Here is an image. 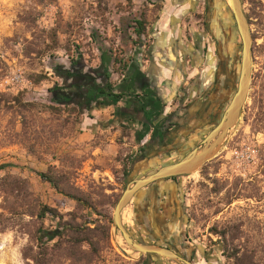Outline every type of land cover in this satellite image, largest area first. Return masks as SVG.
Returning a JSON list of instances; mask_svg holds the SVG:
<instances>
[{"label": "rangeland", "instance_id": "374dc122", "mask_svg": "<svg viewBox=\"0 0 264 264\" xmlns=\"http://www.w3.org/2000/svg\"><path fill=\"white\" fill-rule=\"evenodd\" d=\"M172 2L0 0V165H13L0 171V264H26L22 250L30 243L35 218L22 215L25 208H19L21 204L39 200L55 207L65 220H69V212L75 211V201L57 193L40 177V172L47 171L66 175L63 186L69 184L90 196L112 223L107 244L92 264H144L141 254L126 243L112 219L113 202L125 187L155 171L137 161L131 177H125L123 172L124 164L131 171L133 159L141 157L138 154L133 158L140 151L137 137L146 138L150 129L141 125L131 129L116 123V117H109L114 108L103 111L101 116H107L100 118L94 110L106 106L98 103L57 105L48 89L56 83L64 85L52 67L71 69L72 59L80 60L82 71L97 79L105 53L116 60L108 81L111 85L116 88L129 76L132 78L136 69L149 62L151 31L179 12V5ZM243 9L249 20L254 57L252 87L244 111L217 154L199 170L180 177V185L175 188L176 193L180 191L181 215L186 223L182 229L188 231L195 247L207 251L210 264H234L227 254L239 249V243L254 254L259 264H264V0H243ZM214 10L213 15L219 16L221 22L228 21L231 31L228 57L232 58V68L226 72L227 81L221 80L229 87L228 104L238 88L243 43L229 1L216 0ZM140 15L150 25L146 38L136 40L133 25ZM190 20L192 16H186L178 24L179 29L187 32ZM53 29L58 35L56 48L50 37ZM122 61H129V75L122 71ZM33 74L46 78L33 83ZM18 93L21 103L12 101ZM227 104L203 134L215 126ZM103 127L109 128L103 131ZM116 130L118 134L114 136ZM198 134L190 135L189 146L197 142ZM185 140L178 139V143ZM247 143L256 147L257 158L240 174L231 153ZM14 180L25 181V188ZM129 214L130 209L124 208L122 223L135 235L131 229L136 227L128 222ZM64 263L71 264V260L65 258Z\"/></svg>", "mask_w": 264, "mask_h": 264}, {"label": "flooded vegetation", "instance_id": "af4514ba", "mask_svg": "<svg viewBox=\"0 0 264 264\" xmlns=\"http://www.w3.org/2000/svg\"><path fill=\"white\" fill-rule=\"evenodd\" d=\"M188 8V15L192 16L187 32L183 37L189 39V77L188 89L191 91H228L226 82V72L231 71L232 58L228 57L230 51V25L227 20L221 22L219 16H214L216 0H192ZM203 7L202 9H200ZM218 18V20L216 19ZM223 77V78H222ZM205 78L209 82H204ZM139 83L150 86L147 78H139ZM183 85L178 91H186ZM227 104V103H226ZM182 102L172 113L173 122L165 124L160 131H154L149 140L143 145L144 154L157 150L156 157L159 165L152 166L157 170L161 163L167 161H178L185 154L194 148L202 146L203 138L206 136L204 130L209 127L217 115L213 113L208 122L199 128L193 127V122L187 120L185 112L182 110ZM219 112V111H218ZM184 133V134H183ZM188 133V135H187ZM199 133L197 142L189 146L190 135ZM187 140L178 143V139ZM191 145V144H190ZM176 148V150H173ZM174 160H170L173 158ZM137 156V155H136ZM135 156V157H136ZM134 157V158H135ZM132 169L127 176L131 177L132 170L137 161L149 166L150 161L144 157L133 159ZM155 162V160H152ZM187 175L161 179L145 186L137 192L125 208L130 209L131 226L136 234L130 230L134 239L140 243L167 248L175 257L162 256L154 253H144L141 260L144 264H210L211 258L206 250H200L191 242L188 231L182 227L186 226L181 215L182 201L180 191L175 192L179 187V178ZM132 186V184L130 185ZM127 187V186H126ZM125 187V188H126ZM121 196V195H120ZM128 223V226H129ZM167 260V261H166Z\"/></svg>", "mask_w": 264, "mask_h": 264}, {"label": "trees", "instance_id": "16d2710c", "mask_svg": "<svg viewBox=\"0 0 264 264\" xmlns=\"http://www.w3.org/2000/svg\"><path fill=\"white\" fill-rule=\"evenodd\" d=\"M149 25L150 23L144 15H140L134 21L133 32L136 40L146 38ZM50 37L55 42L56 48L59 44L56 29L50 31ZM115 61L111 54L105 53L101 72L98 74V78H101L102 81H99L98 78L93 79L83 72L80 60L72 59L71 69L54 65L52 67L53 72L63 80L64 85L60 86L56 83L48 89L52 95V102L64 106L81 102L84 106L98 103L101 106L108 107L117 105L120 101H125L126 107H117L116 112L118 115L123 114L124 109H127L131 103L134 105L139 104L138 96H136L135 101H130L128 98L131 96L130 93H125L108 82L112 73L111 67ZM130 66L129 61H122V71L127 72L128 75L130 74ZM45 78L43 74H33L30 77L33 83H40ZM78 97L79 99H77ZM12 101L21 103L20 93L13 97ZM140 109L144 111L143 104L140 105ZM159 115L160 113H157L155 119ZM151 126L152 122H145L144 129L148 130ZM158 129L159 127H157ZM141 138L140 136L137 137L138 140H141ZM12 166V163L1 164L0 171ZM127 167V164H124L125 177L129 174ZM39 175L44 181L50 183L57 193L75 201L77 206L75 211L68 213L69 220H65L64 215L59 213L55 207L44 204L39 200L30 201L26 205L21 204L19 206V208H25L22 215L25 214L35 218L33 229L29 232L30 243L22 250L26 264H65V258L70 259L71 264H92L99 256L104 244H107L112 223L107 216L98 210V206L90 196L82 195L69 184L63 186L67 182L64 179L66 175L52 171L40 172ZM14 182L25 188V181L14 180ZM239 194H242V191H239ZM28 197L29 194L26 193L25 199ZM118 199L119 197L114 200V205H116ZM91 216H97L101 219H92ZM47 221H50L51 224H47ZM213 230L216 231V229ZM224 233L227 235L226 231ZM227 257L234 259V264H259L254 259V254L241 243H239V249L234 248L231 253L227 254Z\"/></svg>", "mask_w": 264, "mask_h": 264}, {"label": "crops", "instance_id": "0c3cea01", "mask_svg": "<svg viewBox=\"0 0 264 264\" xmlns=\"http://www.w3.org/2000/svg\"><path fill=\"white\" fill-rule=\"evenodd\" d=\"M173 5H179V12L173 13L167 17L163 25H159L151 31L152 44L149 46V62L146 66H142L135 71V75L123 84L116 85V88L130 93L128 98L130 101H135L137 98L139 104L131 103L127 109H124L121 115L116 112L117 107H126L125 101L118 102L117 105L108 106L106 108H98L94 111L98 112L99 117L102 118L103 111H112L110 118L116 117L115 122L120 125H126L129 128H137L140 125L144 128L145 122H152L150 127V134L146 138L137 139V148L143 150V145L149 140L154 131H160L165 124H170L174 121L172 113H174L178 101L182 102V110L185 112L187 120L193 122L194 128H199L210 120L213 113L220 111L223 105L227 103L226 91H191L188 89V73H189V49L187 47L188 41L182 35L185 30H180L178 24L183 22L188 16V8L190 2L188 0H171ZM168 3V0H165ZM167 11L170 12L168 9ZM147 78L150 86H144L139 83V78ZM204 82H209L205 78ZM187 88L186 91H178L181 86ZM136 96H138L136 98ZM143 104L144 111L140 109ZM146 105V106H145ZM157 113L160 115L155 119ZM107 113H104L105 117ZM149 116V117H148ZM114 122V121H113ZM157 127L159 129L157 130ZM98 129L99 127H95ZM109 128V127H108ZM108 128H102L107 131ZM94 130V131H95ZM118 134L115 131L114 136ZM184 134V133H183ZM144 137V136H143ZM141 141V142H140ZM141 148V149H140ZM176 150V148H173ZM157 150H151L147 153L141 154L144 160H151L149 166L159 165V159L156 157ZM140 153L137 152L133 158ZM170 160H174V156ZM152 160H155L152 161Z\"/></svg>", "mask_w": 264, "mask_h": 264}, {"label": "water", "instance_id": "95a60500", "mask_svg": "<svg viewBox=\"0 0 264 264\" xmlns=\"http://www.w3.org/2000/svg\"><path fill=\"white\" fill-rule=\"evenodd\" d=\"M232 12L235 17L238 33L242 39V63L238 81V88L227 104L223 114L215 126L203 138L202 146L194 148L178 161L161 163L157 170L136 179L132 186H127L118 199L113 214V224L121 232L126 243L141 255L154 253L162 256L175 257L170 250L160 246L143 244L134 239L128 228L122 223V211L131 201L132 197L142 188L152 182L190 175L199 170L206 162L211 160L218 152L227 137L228 132L240 120L245 104L250 94L253 79V45L249 20L243 9V0H232Z\"/></svg>", "mask_w": 264, "mask_h": 264}, {"label": "built area", "instance_id": "2783aa9c", "mask_svg": "<svg viewBox=\"0 0 264 264\" xmlns=\"http://www.w3.org/2000/svg\"><path fill=\"white\" fill-rule=\"evenodd\" d=\"M124 77V75H123ZM258 150L252 144H243L240 148H234L231 153V157L235 159L240 168V174H244L248 167L252 165L257 158Z\"/></svg>", "mask_w": 264, "mask_h": 264}, {"label": "bare ground", "instance_id": "6f19581e", "mask_svg": "<svg viewBox=\"0 0 264 264\" xmlns=\"http://www.w3.org/2000/svg\"><path fill=\"white\" fill-rule=\"evenodd\" d=\"M228 1H229L230 6H232V3H233L232 0H228Z\"/></svg>", "mask_w": 264, "mask_h": 264}]
</instances>
